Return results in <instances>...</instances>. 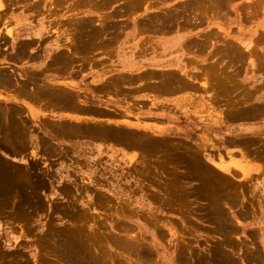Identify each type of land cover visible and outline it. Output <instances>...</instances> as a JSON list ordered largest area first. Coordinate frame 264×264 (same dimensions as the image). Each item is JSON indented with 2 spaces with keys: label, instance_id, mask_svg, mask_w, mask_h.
Segmentation results:
<instances>
[{
  "label": "rangeland",
  "instance_id": "rangeland-1",
  "mask_svg": "<svg viewBox=\"0 0 264 264\" xmlns=\"http://www.w3.org/2000/svg\"><path fill=\"white\" fill-rule=\"evenodd\" d=\"M0 4V264H264V0ZM95 53L140 63L88 92L134 126L55 115L76 95L53 78ZM162 53L195 60L150 72ZM175 88L186 104L138 116Z\"/></svg>",
  "mask_w": 264,
  "mask_h": 264
},
{
  "label": "crops",
  "instance_id": "crops-1",
  "mask_svg": "<svg viewBox=\"0 0 264 264\" xmlns=\"http://www.w3.org/2000/svg\"><path fill=\"white\" fill-rule=\"evenodd\" d=\"M42 30H40L41 32ZM39 35V34H38ZM37 35V36H38ZM166 37V43H183L188 39L189 37L183 33L179 34H170L165 36ZM165 55L164 57H151L150 60H160V62L156 63L153 62L152 64H148L149 71L150 72H159L154 71V68L159 69L160 72L165 71H176L179 70V66H186L187 69L190 68V63H192L195 59L193 54H178V53H162ZM40 55L38 52L31 51L28 56L32 58L33 60L41 61V58L37 57ZM45 59L49 58V56H44L41 54ZM122 60V64L127 67L126 73H130L131 66L139 65L140 63H136L133 60H136V58H133L129 56V54L123 55V57H113L111 55L106 54H98L95 53V55H90V57H86L83 61L80 60L78 62H73L74 67H70L68 70H64L63 73L58 74L60 77V80L54 79V82L57 83H63L64 87H67L68 89L74 90V94L76 95L73 99H68L67 103L64 105H61V108L56 110L54 113L57 115V117L71 120L75 122H91V123H102V124H109L114 126H121L125 125L127 127L134 126L126 123L125 121H131L136 122L135 120L129 119L130 109L132 106L125 105L124 99L120 101L117 97H114L112 95H105V96H95L94 100L96 102H89L88 101V92L89 87L92 89L93 87V77L97 78L98 76L106 75L111 72H113V63L108 60ZM50 59L49 61H51ZM104 61L106 62V68L103 67ZM39 63V62H38ZM42 65V64H41ZM144 65V64H143ZM158 67V68H157ZM40 68V66H38ZM105 68L106 71H103ZM57 68H55L56 70ZM112 69V70H109ZM153 69V70H152ZM110 71V72H109ZM56 74V72H54ZM180 75H185V72L182 70H179ZM56 77V76H55ZM92 77V78H91ZM90 79V80H89ZM75 82V85L73 84ZM75 86V87H74ZM191 86H196L199 88L197 84L192 83ZM93 90V89H92ZM99 93V92H98ZM155 93V92H154ZM188 90L186 92L183 91L182 88H175V89H167V90H160L157 91L156 95L158 97L154 98L153 96H144L142 98L141 102L147 103V111L145 113H139L138 116L143 117H151V118H158L161 117V114L159 113L157 109L168 107L172 108L174 106V109L177 104H186L189 95L187 94ZM135 102H133V107ZM41 108V107H40ZM40 112L47 113V114H53L50 112H47L50 109H44L41 108ZM136 114V112L134 113ZM144 122V120L142 121ZM151 124H154L155 122H150ZM166 126L171 125V121L164 122ZM149 129H155V125H150L147 127ZM167 129V128H166ZM159 134V133H156ZM228 166V167H227ZM220 167H222L227 174L232 173L233 169L232 166L229 164L221 163ZM229 168V169H226ZM245 173H249L251 169L248 168L247 165H243V168Z\"/></svg>",
  "mask_w": 264,
  "mask_h": 264
},
{
  "label": "bare ground",
  "instance_id": "bare-ground-1",
  "mask_svg": "<svg viewBox=\"0 0 264 264\" xmlns=\"http://www.w3.org/2000/svg\"><path fill=\"white\" fill-rule=\"evenodd\" d=\"M2 4V3H1ZM0 4V8L2 7V5ZM214 4V3H213ZM102 25V24H101ZM104 26H105V24H104ZM85 29V28H84ZM85 32V31H84ZM77 33V32H76ZM72 45V44H71ZM228 167V166H227ZM226 167V169H229V168H227ZM229 223V222H228ZM231 224V223H230ZM222 230V229H221ZM229 236V235H228ZM224 239V238H223ZM128 247H129V245H127ZM191 249V248H190ZM83 257V256H82ZM109 258V257H108ZM82 259V258H81ZM226 260V259H225ZM224 262V261H223ZM235 263V262H234ZM237 264V263H236Z\"/></svg>",
  "mask_w": 264,
  "mask_h": 264
}]
</instances>
